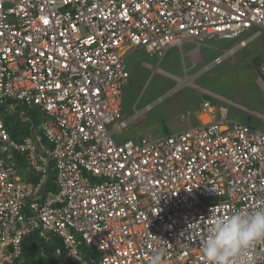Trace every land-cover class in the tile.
Masks as SVG:
<instances>
[{
	"label": "built area",
	"instance_id": "2783aa9c",
	"mask_svg": "<svg viewBox=\"0 0 264 264\" xmlns=\"http://www.w3.org/2000/svg\"><path fill=\"white\" fill-rule=\"evenodd\" d=\"M254 28L264 0H0V264L34 232L60 238L73 264H148L157 249L164 264H207L213 219L264 207V130L204 99L197 125L118 143L139 115H124L126 58ZM256 81L264 94V59ZM21 108L44 120L17 141ZM245 259L264 264V241Z\"/></svg>",
	"mask_w": 264,
	"mask_h": 264
},
{
	"label": "rangeland",
	"instance_id": "374dc122",
	"mask_svg": "<svg viewBox=\"0 0 264 264\" xmlns=\"http://www.w3.org/2000/svg\"><path fill=\"white\" fill-rule=\"evenodd\" d=\"M258 31H261V35L246 47L233 56L225 57L220 64L212 66L209 70L205 69L211 66L215 59L223 57L226 50ZM202 44L199 46L188 42L182 50L174 47L166 53L162 61L143 49L128 54L126 64L130 78L124 90V115L126 118H133L136 111L139 115L119 136L118 143L141 137L169 135L196 125V116L190 124L191 119L182 121L181 118L187 115L188 111L198 112L203 99H210L214 104L228 108L230 119L264 130V122L255 114H264V94L256 81L258 64L264 59V30L254 28L234 40L212 39ZM193 48H199V51L189 55ZM187 76L194 77L195 84H181L177 79ZM199 88L221 96L233 104L217 102L213 96ZM169 93L171 94L168 95ZM163 97L164 99L150 111L142 112L148 105ZM30 117L40 123L44 120V114L39 111Z\"/></svg>",
	"mask_w": 264,
	"mask_h": 264
},
{
	"label": "clouds",
	"instance_id": "9594fccd",
	"mask_svg": "<svg viewBox=\"0 0 264 264\" xmlns=\"http://www.w3.org/2000/svg\"><path fill=\"white\" fill-rule=\"evenodd\" d=\"M264 241V207L235 211L213 219L202 245L207 264H246L245 254ZM165 253L157 249L148 264H164Z\"/></svg>",
	"mask_w": 264,
	"mask_h": 264
},
{
	"label": "trees",
	"instance_id": "16d2710c",
	"mask_svg": "<svg viewBox=\"0 0 264 264\" xmlns=\"http://www.w3.org/2000/svg\"><path fill=\"white\" fill-rule=\"evenodd\" d=\"M259 65L260 63L258 66ZM37 113V110H28L25 108L21 110L20 114H18L17 118L12 122V128L10 129L11 135L15 140L21 141L24 136L28 135L32 125L38 126L40 122L30 117V115H35ZM17 264L73 263L68 258L64 244L60 238L54 237L51 242L46 243L38 232H34L25 238L23 242V257Z\"/></svg>",
	"mask_w": 264,
	"mask_h": 264
},
{
	"label": "crops",
	"instance_id": "0c3cea01",
	"mask_svg": "<svg viewBox=\"0 0 264 264\" xmlns=\"http://www.w3.org/2000/svg\"><path fill=\"white\" fill-rule=\"evenodd\" d=\"M196 49H197V48H195V49H194V48L191 49V51L189 52V55H193V53H197V51H199V49H197V50H196ZM189 57H190V56H189ZM191 61L193 62L192 59H191ZM146 65H147V64H146ZM147 67H151V66H150V65H147ZM161 72H162V73H165V72H163V71H161ZM165 74L170 75V74H168V73H165ZM170 76H172V75H170ZM126 87H127V86H126ZM126 87H125V88H126ZM199 89H200L201 91L206 92V93L209 92V91H206V90H204V89H202V88H199ZM124 90H125V89H124ZM172 92H174V91H172ZM172 92H171V93H172ZM171 93H169L168 95H170ZM210 93H211V92H210ZM168 95H166V96H168ZM166 96H165V97H166ZM163 98H164V97H163ZM203 100H204V99H203ZM203 100H202V101H203ZM157 101H158V100H157ZM201 103H202V102H201ZM201 103H200V106H201ZM142 111H143V110H142ZM199 111H200V108H199ZM199 111H198V112L196 111V113H194L193 111H190V112L192 113V115H191L190 117H188L189 120L191 119V120L189 121V124L191 123L192 118H193L194 116H196V120H198V123L201 122V119H200L201 117H200ZM188 118H186V119H182V118H181V120H182V121H187ZM198 123H197V124H198ZM40 124H41V123H40ZM197 124H196V125H197ZM31 127H32V128H36L37 126L32 125ZM31 127H30V128H31ZM189 128H190V127H189ZM186 129H188V128H186ZM186 129H184V130H186ZM174 130H176V129H174ZM182 131H183V130H182ZM176 132H177V131H176ZM176 132H172V133H176ZM172 133H171V134H172ZM29 180L31 181V180H34V179H32V178L30 177Z\"/></svg>",
	"mask_w": 264,
	"mask_h": 264
},
{
	"label": "bare ground",
	"instance_id": "6f19581e",
	"mask_svg": "<svg viewBox=\"0 0 264 264\" xmlns=\"http://www.w3.org/2000/svg\"><path fill=\"white\" fill-rule=\"evenodd\" d=\"M181 84H195V78L192 76H187L185 78H177Z\"/></svg>",
	"mask_w": 264,
	"mask_h": 264
}]
</instances>
